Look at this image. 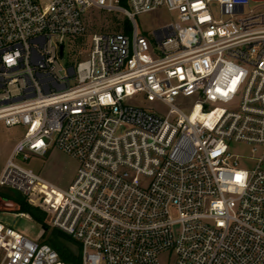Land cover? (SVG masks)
Instances as JSON below:
<instances>
[{
	"label": "built area",
	"instance_id": "2783aa9c",
	"mask_svg": "<svg viewBox=\"0 0 264 264\" xmlns=\"http://www.w3.org/2000/svg\"><path fill=\"white\" fill-rule=\"evenodd\" d=\"M114 1L0 0V122L24 129L0 189L28 196L43 180L24 162L55 148L78 167L52 226L81 264H264V0ZM158 9L176 19L149 41L135 16ZM92 11L131 37L95 32L62 65ZM0 264L66 263L0 222Z\"/></svg>",
	"mask_w": 264,
	"mask_h": 264
},
{
	"label": "rangeland",
	"instance_id": "374dc122",
	"mask_svg": "<svg viewBox=\"0 0 264 264\" xmlns=\"http://www.w3.org/2000/svg\"><path fill=\"white\" fill-rule=\"evenodd\" d=\"M114 3L124 9L130 10L126 0H115ZM254 5L252 4V7ZM176 19L174 13L166 9H158L150 13L135 16L138 34L149 41H153V32L161 26L173 22ZM86 32L82 37L68 38L64 44V52L61 57L62 65H75L78 61L85 60L91 46V35L98 33H123L131 37L132 24L123 14H107L105 12L92 11L85 19ZM136 105H140L149 112L164 116L167 108L160 102L148 103L140 97L132 99ZM192 104L190 100V105ZM24 129L21 127L8 128L0 122V174L14 145L21 139ZM231 151L235 154L249 156V148L239 143L231 144ZM247 162L243 161V166ZM24 166L39 176L43 182H36L32 192L23 196L15 190L0 189L2 203L8 202L9 213H0V222L39 243L48 244L55 238L62 246H65L74 255L77 254L80 244L70 238H61L54 233L52 221L62 202L59 189H66L72 182L78 162L58 149H50L43 156L32 155L24 162ZM51 185L52 187H50ZM1 203V205H2ZM24 205L29 214L38 220L20 214V206ZM12 207V209H11ZM49 245V244H48Z\"/></svg>",
	"mask_w": 264,
	"mask_h": 264
},
{
	"label": "trees",
	"instance_id": "16d2710c",
	"mask_svg": "<svg viewBox=\"0 0 264 264\" xmlns=\"http://www.w3.org/2000/svg\"><path fill=\"white\" fill-rule=\"evenodd\" d=\"M126 31L123 30V33H125ZM20 206V213H25L30 215L33 219L38 220L34 215L29 214V212L26 210L24 205H19ZM54 233H56V235L58 237H63V238H70L68 236H66L65 234L54 230ZM70 240H72V238H70ZM49 246L54 249L57 253L59 258L65 262L66 264H81V257H80V249L78 248V252L76 255H74L72 252H70L68 249H66L65 246H62L57 240H55L54 237H52V239H50L48 241Z\"/></svg>",
	"mask_w": 264,
	"mask_h": 264
},
{
	"label": "crops",
	"instance_id": "0c3cea01",
	"mask_svg": "<svg viewBox=\"0 0 264 264\" xmlns=\"http://www.w3.org/2000/svg\"><path fill=\"white\" fill-rule=\"evenodd\" d=\"M3 205L5 206L6 213H9L10 211H12V210L9 209L8 202L7 201ZM11 209H12V207H11ZM20 214L26 215V217H28V218L30 217L28 214H25V213H20Z\"/></svg>",
	"mask_w": 264,
	"mask_h": 264
},
{
	"label": "water",
	"instance_id": "95a60500",
	"mask_svg": "<svg viewBox=\"0 0 264 264\" xmlns=\"http://www.w3.org/2000/svg\"><path fill=\"white\" fill-rule=\"evenodd\" d=\"M62 54V47L60 48V55Z\"/></svg>",
	"mask_w": 264,
	"mask_h": 264
}]
</instances>
